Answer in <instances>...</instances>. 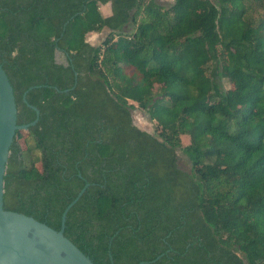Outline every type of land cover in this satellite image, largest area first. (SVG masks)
<instances>
[{
	"label": "trees",
	"instance_id": "obj_1",
	"mask_svg": "<svg viewBox=\"0 0 264 264\" xmlns=\"http://www.w3.org/2000/svg\"><path fill=\"white\" fill-rule=\"evenodd\" d=\"M170 1L0 0L16 124L38 111L2 207L58 231L87 184L63 235L93 264H264V0Z\"/></svg>",
	"mask_w": 264,
	"mask_h": 264
},
{
	"label": "water",
	"instance_id": "obj_2",
	"mask_svg": "<svg viewBox=\"0 0 264 264\" xmlns=\"http://www.w3.org/2000/svg\"><path fill=\"white\" fill-rule=\"evenodd\" d=\"M28 107L34 111V120L17 125L12 88L0 66V264H93L63 235L65 214L87 184L63 210L58 231L29 216L6 211L2 207L3 176L15 133L26 131L37 121L38 111Z\"/></svg>",
	"mask_w": 264,
	"mask_h": 264
},
{
	"label": "rangeland",
	"instance_id": "obj_3",
	"mask_svg": "<svg viewBox=\"0 0 264 264\" xmlns=\"http://www.w3.org/2000/svg\"><path fill=\"white\" fill-rule=\"evenodd\" d=\"M154 1L157 4L162 5L164 7H167L171 3L170 0H154ZM99 9H100L99 12H100L101 16H105L106 12H109L108 3L105 5H101ZM252 9L253 10L248 12V14L250 15V17L253 21L264 15V9L256 6L255 3L252 4ZM107 32L108 31L106 29H103L99 33L88 34L86 36V42L93 45V46L99 45L103 41V39L105 38ZM220 84H222V87L224 90L230 88L229 83L223 78L222 79L220 78ZM133 105H134L135 109H133L131 111V114H130L133 125L142 131H145L149 134H154L155 133L154 123L147 118V115L144 111L138 109L135 104H133ZM17 143H18V146L21 150L25 149V147H26V141L25 140L20 139ZM188 144H189L188 137L185 135L181 136L180 137L181 148L187 146ZM175 153L178 157L177 162H178L179 167L184 169V170H187L189 165L187 163L185 156L181 152V150L178 149V150H176Z\"/></svg>",
	"mask_w": 264,
	"mask_h": 264
},
{
	"label": "crops",
	"instance_id": "obj_4",
	"mask_svg": "<svg viewBox=\"0 0 264 264\" xmlns=\"http://www.w3.org/2000/svg\"><path fill=\"white\" fill-rule=\"evenodd\" d=\"M107 4V3H106ZM105 5V4H104ZM108 5H110L109 4V2H108ZM101 6V5H100ZM100 6H99V8H100ZM98 8V11H100V9ZM100 13V12H99ZM101 15V14H100ZM111 15V11H110V6H109V12H106V14H105V16H102L103 18H106V17H109ZM89 34H95V33H89ZM85 40H86V38H85ZM89 44V43H88ZM91 45V44H90ZM93 46V45H92Z\"/></svg>",
	"mask_w": 264,
	"mask_h": 264
}]
</instances>
